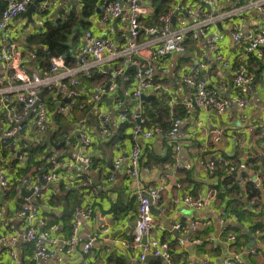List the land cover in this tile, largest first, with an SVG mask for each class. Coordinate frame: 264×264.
<instances>
[{
	"label": "crops",
	"instance_id": "obj_1",
	"mask_svg": "<svg viewBox=\"0 0 264 264\" xmlns=\"http://www.w3.org/2000/svg\"><path fill=\"white\" fill-rule=\"evenodd\" d=\"M105 1L100 0L99 5ZM253 1L236 3L233 0H214L212 5H208V0H176L172 9L178 12L210 13L213 19L208 26V35L222 36L218 47L229 66L222 68L214 51L201 38L187 42L185 55L172 54L165 63L155 56V46L142 48L139 54L141 61L152 65L156 83L167 87V92L162 96H153L147 102L142 101L138 107L131 98L133 71L126 72L120 78L117 94L121 106L117 105L114 97L109 96L100 104L102 113L111 121L107 134L101 133L99 119L89 99L94 87L108 78L110 65L101 71L93 69L89 79L80 77L76 96L71 98V102H66L68 98H64L65 90L69 88L43 92L42 101L48 103L50 118L46 140L48 146L43 153H34L36 145L29 140L28 132L21 136L16 151L19 152L18 156L0 147V171L12 186L9 191L0 188V264H168L157 258L141 262L139 251L123 247L124 242L131 240L137 217V188L155 187L162 182L167 184V189L160 202L153 206L158 216L153 215L154 228L150 236L169 243L172 264H225L227 258L234 254L240 256L243 264H264V135H261L264 134V49L262 58H258L246 52V42L235 44L232 38L235 28L239 27L243 34L250 35L264 25L261 12L249 4ZM203 2L207 3L209 10L203 6ZM68 4L75 5L77 11L80 9L78 0H71L70 3L54 0L53 12L59 8L55 16L49 12V8L42 15L37 11L32 15L34 26L21 14L8 28L11 39L14 32L21 34L22 47L17 48L24 55V65L29 72L47 69L49 61L36 53L42 51L45 54L46 48L40 45L42 49L37 50L39 45L27 44V38L36 34L46 21H60L62 12L68 13L70 10ZM142 4L145 16L149 14L152 17L150 1L147 0L148 6L144 5L143 0ZM41 6L42 2L37 7ZM145 16L141 18L142 22L157 27L151 20L147 23ZM126 17L127 13L124 12L119 19L101 24L97 13L90 16L89 26L68 52L73 61L65 62V65H75L86 30H91L96 36L120 42ZM197 19L195 16H186L188 23ZM138 41L143 43L145 40L140 37ZM32 53L37 55L36 59L30 57ZM244 62L253 76L249 100L244 108L228 101L222 112L208 109L192 112L185 117L182 114V124L174 139L155 135L141 143V167L148 168L149 172H142L138 182L128 177L124 169L108 181L114 160L121 158V164L125 167L132 146L130 125L118 123L120 112L156 114L159 120L154 124L165 131L171 125V114L180 113L179 108L174 111L171 109L169 101H184L194 92L184 82V77L207 80L209 88L217 89L228 100L234 92L233 76L236 68ZM196 65L198 72L192 71ZM163 68L167 69L166 73L162 72ZM4 69L5 65L0 63V72H5ZM3 85L6 86V82ZM159 108L164 110L159 111ZM0 118H4V113H0ZM78 132L88 136L91 141L89 147H84L82 140L79 141ZM217 132L221 134L220 141L214 143L212 137ZM175 146L179 147L178 161L185 167L177 172L172 167ZM31 152L34 153L32 159ZM84 154L91 158L89 171L80 165L61 168L59 172L63 175L73 179L77 176L73 186L68 189L64 182L40 184L41 197L36 200L41 218L35 224L38 232L53 225V234L60 241L69 238L74 209L93 208L91 218L84 221L79 229L78 245L70 255L58 253L52 259L34 262L31 260L32 245L17 238L12 248L16 258H12L8 242L26 228L24 220L17 215L25 198L21 195V190L26 187L22 180L51 170L53 166L48 162L50 157L67 163ZM23 155L27 156V161H24ZM214 159L224 162H217L216 171L211 172L207 164ZM88 179L90 184L87 183ZM176 183H180L181 187L175 188L173 184ZM248 183L258 189L257 197L248 198ZM185 195L204 199V207L194 210L184 204L173 203L175 197ZM223 213L227 214L225 226L219 222ZM176 225L181 226L179 231L174 228ZM173 230L176 232L172 233ZM231 234L235 237L233 241L229 239ZM208 236L213 238L212 243H192ZM91 239L94 242L86 255L83 253V244ZM179 240H183L184 244L180 245Z\"/></svg>",
	"mask_w": 264,
	"mask_h": 264
},
{
	"label": "built area",
	"instance_id": "obj_2",
	"mask_svg": "<svg viewBox=\"0 0 264 264\" xmlns=\"http://www.w3.org/2000/svg\"><path fill=\"white\" fill-rule=\"evenodd\" d=\"M35 0H0L4 9L0 12V63L5 65V72H0V113H4V118H0V147L5 148L13 153L16 152L21 142V136L28 132V138L33 145H39L47 140V132L49 128V112L48 103H40L34 107L37 101V95L42 90L53 92L57 88L65 90L64 98L71 99L76 96V88L80 84V77L89 79L93 69L103 70L106 66H111L108 78L94 87L89 99V103L93 112L99 119V127L102 134H107L110 126V118L101 111L100 104L106 98L114 97L118 106L121 101L118 100V89L120 78L126 74L128 68L133 67V89L131 98L139 107L141 97L143 95L162 96L167 92V87L159 85L155 81L154 68L150 63L144 64L140 58V50L147 46H155V56L165 63L172 54L185 55L186 44L189 41L205 39V45L214 51L216 60L222 68H227L229 63L227 59L220 53L218 43L222 39L221 35H208V26L212 21L210 13L198 12L194 14L192 11L185 13L178 10L170 9L163 15L158 17L159 25L157 27L150 26L141 21L145 16V9L142 0H109L107 6L100 5L98 14L99 23L106 24L110 20L119 19L124 12L127 13V21L122 31L120 42H114L111 38L96 36L91 30L84 31L83 43L77 53L75 65L67 67L63 56H54L49 60V67L45 70L29 72L26 68L24 55L16 47L13 39H11L8 28L13 22L23 14L28 6ZM51 1V0H49ZM68 3L71 0H64ZM236 3L242 0H233ZM245 1V0H243ZM214 0H208V5H212ZM207 4V3H206ZM253 8L261 12L264 20V0H255L249 3ZM49 2H42L41 8H37L38 13L47 10ZM177 12V13H176ZM175 22L172 23V18ZM186 16L197 17V21L188 23ZM157 34V35H156ZM156 35V36H155ZM144 38V42L140 43L138 39ZM232 38L235 44L242 42L247 43L246 52L253 54L258 58H262L264 49V25L256 28L252 34H243L241 28H235L232 32ZM32 59H36L37 55L32 53ZM198 65L192 68V71L198 72ZM163 73L167 69L163 68ZM253 76L247 70L246 62L237 66L233 76V95L228 100L223 98L217 89L209 88L207 80L194 79L192 77H184V82L193 88L194 92L188 99L175 102L170 100V107H180L183 115L188 116L195 111H205L214 109L222 112L228 101L233 102L240 108H244L248 103L251 90ZM6 82V86H4ZM43 93V95H44ZM174 116V114H173ZM118 123L120 125H130V137L132 146L129 152L128 162L125 167L121 164V158L115 159L113 162L112 172L108 181L113 180L114 175L124 169L126 175L135 181H139L142 172L147 173L149 169L141 167V143L149 141L155 135H162L170 140L177 135L182 124L181 117H175L171 120V126L168 130L163 131L160 127L154 125L149 126L143 114L120 112L118 115ZM82 145L89 147L90 139L84 133H79ZM263 136L264 134L261 133ZM26 136V135H25ZM23 137V136H22ZM221 134L216 133L212 137V141L217 143L220 141ZM179 147H174L173 154V170L177 172L185 168L178 161ZM24 161L27 156L23 155ZM80 161L84 165L90 167L92 162L90 156L84 154L77 156L71 162H58L50 157L48 162L53 166L51 170L43 171L33 178H24L22 183L30 190L31 198H24L17 215L22 218L26 224V228L18 236H13L8 242L10 256L16 258L13 251V245L17 238L30 243L33 247L31 260L36 262L38 259L48 260L55 257L58 253L70 255L78 245V232L82 223L88 221L94 212L91 207H77L72 213V223L70 235L67 240H58L53 232L55 226L50 225L46 230L39 231L36 222L41 220L38 205L35 203L41 197V182L46 185L54 182H64L65 187L70 189L76 179L70 178L59 172L61 168L78 166ZM217 162L224 160H211L208 162V169L216 171ZM90 184V179L87 180ZM175 188H180V183L173 184ZM10 187L4 173L0 171V188L7 191ZM167 184L160 183L155 187L142 188L136 190L138 209L135 225L132 230L130 241L124 242L125 249L139 251V259L143 262L148 256L158 257L165 260L168 264H172V255L170 245L167 241H161L157 237H151V231L154 228V217L151 213V207L156 205L162 199V194L166 191ZM175 205L184 204L185 206L201 210L204 207V199L194 198L189 195L175 197L173 200ZM227 214L223 213L220 224H224ZM2 221V213L0 212V222ZM7 227V223L4 222ZM176 230H180L181 226L176 225ZM108 232L107 229L104 231ZM230 241L235 239L234 235H229ZM211 236L205 239H196L192 241L195 245H203V243H212ZM94 240L91 239L83 244V253L88 254L92 248ZM179 244L183 245L184 241L179 240ZM203 264H207L204 262ZM225 264H243L240 256L234 254L227 258Z\"/></svg>",
	"mask_w": 264,
	"mask_h": 264
},
{
	"label": "trees",
	"instance_id": "obj_3",
	"mask_svg": "<svg viewBox=\"0 0 264 264\" xmlns=\"http://www.w3.org/2000/svg\"><path fill=\"white\" fill-rule=\"evenodd\" d=\"M99 1L100 0H78L80 6V9L78 11L76 10L75 5L71 4L68 13L62 12L63 18L59 22L46 21L43 24L42 30L40 32H37L36 34L31 35L27 38V44L34 46L36 45L44 46L47 50L45 54L42 51H36V53L40 57L41 56L45 57L47 61H49V59L54 56H63L65 58V62L70 63L72 60V58L68 54L70 47L72 44H75L78 41V38L80 37L82 31L89 26V18L90 16L96 13V8L100 6ZM149 1L151 3V6L153 7V14L152 17H150V20L151 22H153L155 25L158 26L159 25L158 17L168 12V10H170L173 7L174 2L176 0H149ZM4 6L5 5L3 3H0V12L4 9ZM60 12L61 11H59V13ZM98 75L104 76L105 74H98ZM153 101L154 100H152L151 102ZM178 108L180 109L179 115L175 113V115L173 116V114H171L170 116L171 120L172 118L175 117H182L183 110L180 107ZM162 110L164 109L159 108V111ZM143 116L145 117L146 122L149 126H154L155 125L154 123H156L159 120L156 114L151 115L147 113L146 115L143 114ZM46 146H48V142H44L42 144L35 146L33 150L43 151L46 148ZM246 192L248 194V198L251 199L259 195L258 189L254 187V184H250V183L246 184Z\"/></svg>",
	"mask_w": 264,
	"mask_h": 264
},
{
	"label": "water",
	"instance_id": "obj_4",
	"mask_svg": "<svg viewBox=\"0 0 264 264\" xmlns=\"http://www.w3.org/2000/svg\"><path fill=\"white\" fill-rule=\"evenodd\" d=\"M44 1H45V2L47 1V2H49V4H50V1H49V0H35L32 4H30V5L28 6V8L26 9V11L23 13V16L27 18L28 22H29V23H32L34 26H35V21L33 20L32 15H33V13L37 12V8H38L37 6H38V4L41 3V2H44ZM60 2H61V3H64V0H60ZM108 3H109V0H106V1L104 2L103 5H104V6H107ZM202 4H203V6H204L207 10H209V7L207 6V4H206L205 2H203ZM69 5H70V4H68V6H69ZM48 7H49V6H48ZM58 9H59V8H57V9L53 12V16H55V15L57 14ZM47 10H48V9H47ZM47 10H46V11H47ZM46 11L43 10V11L39 12V14L42 15V14L46 13ZM99 12H100V8H96V13L99 14ZM181 12H182V13H185L186 11H185V10H182ZM176 13H177V12H176ZM57 22H59V19L57 20ZM174 22H175V17L173 16V18H172V23H174ZM41 30H42V26H40V27L38 28V32H40ZM31 35H34V34H31ZM39 49H42L40 45L37 46V50H39ZM104 69H105V68H104ZM131 71H135V68L130 67V68L127 69L126 72H131ZM109 72H110V71H109ZM43 92H44V90H42L41 92H39V94L37 95V101H36L34 107H36V106L40 103V101H41V99H42ZM152 97H153L152 95H150V96L143 95V96L141 97V101H143V102H147V101L150 100ZM66 102H71V99H67ZM78 136H79V132H78ZM79 141H81L80 138H79ZM63 143H64V142H63ZM63 143H61V144H63ZM18 155H19V153L17 154V156H18ZM78 163H79L80 166H82V168H85L87 171L90 170V167L84 165V164L81 163L80 161H78ZM18 183H19V182H18ZM41 184L46 185L44 182H41ZM31 193H32V192H31L30 190H27V187H24V188L21 190V195H22L23 197H26V198H31ZM35 203H36V202H35ZM36 204H37V203H36ZM72 213H73V212H72ZM151 213H152V215H154V216H158L157 211H156L153 207H151ZM224 226H225V224H224ZM175 232H176V231H174V230L172 231V233H175ZM1 238H2V236L0 235V239H1ZM153 258L160 259V258H158V257L148 256L146 259L143 260V262L146 263L148 260L153 259Z\"/></svg>",
	"mask_w": 264,
	"mask_h": 264
},
{
	"label": "rangeland",
	"instance_id": "obj_5",
	"mask_svg": "<svg viewBox=\"0 0 264 264\" xmlns=\"http://www.w3.org/2000/svg\"><path fill=\"white\" fill-rule=\"evenodd\" d=\"M144 1V5L145 6H148V4H147V0H143ZM55 9V6H54V0H51L50 1V4H49V12L50 13H52L53 12V10ZM33 14H35V13H33ZM145 19H146V21H147V23H150V15L148 14L147 16H145ZM13 41L15 42V45H16V47H22V45H21V42H22V37H21V34L19 33V32H14V35H13ZM23 49V48H22ZM24 50V49H23ZM27 51V50H26ZM37 151L35 150L34 151V153H36ZM39 152H41V153H43V151H41V150H39ZM34 153H30V159H32L33 158V156H34ZM12 188V186H10L9 187V189L7 190V191H9L10 189Z\"/></svg>",
	"mask_w": 264,
	"mask_h": 264
}]
</instances>
